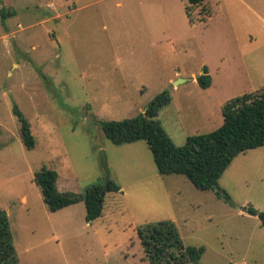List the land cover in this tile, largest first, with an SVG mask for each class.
I'll use <instances>...</instances> for the list:
<instances>
[{
	"label": "rangeland",
	"instance_id": "374dc122",
	"mask_svg": "<svg viewBox=\"0 0 264 264\" xmlns=\"http://www.w3.org/2000/svg\"><path fill=\"white\" fill-rule=\"evenodd\" d=\"M0 0V210L17 264H148L136 228L171 220L196 263L264 264V146L238 154L217 184L231 204L181 174H159L144 140L113 144L99 121L142 113L162 91L156 120L176 145L222 123L228 99L264 88V0ZM3 13H10L4 19ZM204 9L210 15L198 21ZM206 68L211 82L196 77ZM179 79H185L182 81ZM178 83H175V82ZM16 105L35 144L26 149ZM103 213L86 222L82 199L55 212L33 173L57 172L82 197L104 176Z\"/></svg>",
	"mask_w": 264,
	"mask_h": 264
},
{
	"label": "trees",
	"instance_id": "16d2710c",
	"mask_svg": "<svg viewBox=\"0 0 264 264\" xmlns=\"http://www.w3.org/2000/svg\"><path fill=\"white\" fill-rule=\"evenodd\" d=\"M206 0H186L185 13L189 22L194 23L189 7L201 5ZM210 11L198 21H204ZM10 13H3L4 19ZM201 88H207L211 79L206 68L196 77ZM170 95L162 91L154 96L145 110L131 118L99 121L106 138L113 144L132 143L144 140L151 152L159 174H181L199 190H212L216 196L231 204L229 195L220 189L217 181L233 159L247 150L264 146V88L243 93L221 104L222 123L215 129L186 137L182 145L174 144L164 132L156 116L169 103ZM12 114L19 124V135L26 149L34 147L35 140L30 125L16 105ZM57 172L41 167L33 173V182L38 187L46 208L55 212L68 207L80 199L83 201L85 221L91 222L103 213L106 192L118 191V185L111 179L101 194L103 177L86 188L82 197L73 192H60L56 187ZM246 212L257 216L264 228V211L257 212L251 206ZM144 259L148 264L196 263L204 252L202 246H185L178 229L171 220H160L136 228ZM0 264H17L16 253L6 213L0 210ZM106 264V263H101Z\"/></svg>",
	"mask_w": 264,
	"mask_h": 264
},
{
	"label": "water",
	"instance_id": "95a60500",
	"mask_svg": "<svg viewBox=\"0 0 264 264\" xmlns=\"http://www.w3.org/2000/svg\"><path fill=\"white\" fill-rule=\"evenodd\" d=\"M179 80L186 81L185 79H179ZM175 83H178V82L176 81ZM99 157H100L101 166H102L103 171H104L103 172L104 176H103L102 188H101V194H102L104 192V190L107 188V185H108L110 178H109V171L107 168L105 153L103 150L99 151Z\"/></svg>",
	"mask_w": 264,
	"mask_h": 264
},
{
	"label": "crops",
	"instance_id": "0c3cea01",
	"mask_svg": "<svg viewBox=\"0 0 264 264\" xmlns=\"http://www.w3.org/2000/svg\"><path fill=\"white\" fill-rule=\"evenodd\" d=\"M231 164V163H230ZM118 185V184H117ZM56 187H57V189L60 191V192H65V191H68L67 189H65L64 191H61L60 189H59V185H58V177H57V179H56ZM118 187H119V189H120V186L118 185ZM119 189H118V191H119Z\"/></svg>",
	"mask_w": 264,
	"mask_h": 264
}]
</instances>
